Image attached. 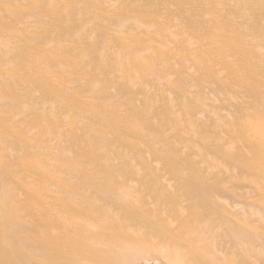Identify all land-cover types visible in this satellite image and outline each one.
Masks as SVG:
<instances>
[{
	"label": "rangeland",
	"instance_id": "rangeland-1",
	"mask_svg": "<svg viewBox=\"0 0 264 264\" xmlns=\"http://www.w3.org/2000/svg\"><path fill=\"white\" fill-rule=\"evenodd\" d=\"M0 52L27 264H264V0H0Z\"/></svg>",
	"mask_w": 264,
	"mask_h": 264
},
{
	"label": "bare ground",
	"instance_id": "bare-ground-1",
	"mask_svg": "<svg viewBox=\"0 0 264 264\" xmlns=\"http://www.w3.org/2000/svg\"><path fill=\"white\" fill-rule=\"evenodd\" d=\"M20 55H22L21 58L26 57L28 55V50L23 49ZM256 86H258V84L254 80H251L246 84V88L248 89V92L253 100L261 96L260 94H258L257 89L254 88ZM255 115L258 117L259 113L255 112ZM0 161H1V157H0ZM43 244L44 243L40 240L39 237L34 236L32 239H29L27 237H21L19 235L18 225L11 224V219L7 215L5 197L0 195V264H27V260L23 258V254L27 255L30 260H32L33 255H31L30 252H26V251H25L26 253H23V247H24L23 245H26L27 247L29 246L35 252L44 253ZM83 256L90 257L88 255H83ZM85 261L88 263L92 262L90 260H85Z\"/></svg>",
	"mask_w": 264,
	"mask_h": 264
}]
</instances>
